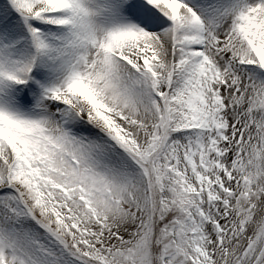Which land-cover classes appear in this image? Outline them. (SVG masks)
<instances>
[{"label": "snow or ice", "instance_id": "6c2138e0", "mask_svg": "<svg viewBox=\"0 0 264 264\" xmlns=\"http://www.w3.org/2000/svg\"><path fill=\"white\" fill-rule=\"evenodd\" d=\"M0 264H264V0H0Z\"/></svg>", "mask_w": 264, "mask_h": 264}]
</instances>
